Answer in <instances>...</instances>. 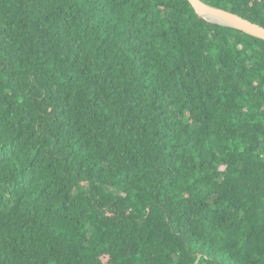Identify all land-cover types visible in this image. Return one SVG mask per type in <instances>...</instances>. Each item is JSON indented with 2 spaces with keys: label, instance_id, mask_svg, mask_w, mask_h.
I'll return each mask as SVG.
<instances>
[{
  "label": "trees",
  "instance_id": "obj_1",
  "mask_svg": "<svg viewBox=\"0 0 264 264\" xmlns=\"http://www.w3.org/2000/svg\"><path fill=\"white\" fill-rule=\"evenodd\" d=\"M198 263L264 264V41L187 0H0V264Z\"/></svg>",
  "mask_w": 264,
  "mask_h": 264
},
{
  "label": "water",
  "instance_id": "obj_2",
  "mask_svg": "<svg viewBox=\"0 0 264 264\" xmlns=\"http://www.w3.org/2000/svg\"><path fill=\"white\" fill-rule=\"evenodd\" d=\"M194 11L196 12L197 16L208 23L214 20L216 24L223 25L226 27H230L232 29L238 30L246 35H250L252 37L258 38L264 41V28L246 20L236 14L231 12L212 8L201 2L200 0H187ZM214 23V22H213ZM200 264V263H198Z\"/></svg>",
  "mask_w": 264,
  "mask_h": 264
},
{
  "label": "rangeland",
  "instance_id": "obj_3",
  "mask_svg": "<svg viewBox=\"0 0 264 264\" xmlns=\"http://www.w3.org/2000/svg\"><path fill=\"white\" fill-rule=\"evenodd\" d=\"M209 22H211L212 24H213V22L215 23V21H210V20H209Z\"/></svg>",
  "mask_w": 264,
  "mask_h": 264
},
{
  "label": "bare ground",
  "instance_id": "obj_4",
  "mask_svg": "<svg viewBox=\"0 0 264 264\" xmlns=\"http://www.w3.org/2000/svg\"><path fill=\"white\" fill-rule=\"evenodd\" d=\"M212 21L218 22L217 20H214V19Z\"/></svg>",
  "mask_w": 264,
  "mask_h": 264
}]
</instances>
